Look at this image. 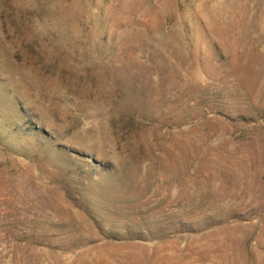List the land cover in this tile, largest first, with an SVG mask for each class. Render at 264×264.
<instances>
[{"label": "rangeland", "instance_id": "1", "mask_svg": "<svg viewBox=\"0 0 264 264\" xmlns=\"http://www.w3.org/2000/svg\"><path fill=\"white\" fill-rule=\"evenodd\" d=\"M0 264H264V0H0Z\"/></svg>", "mask_w": 264, "mask_h": 264}]
</instances>
